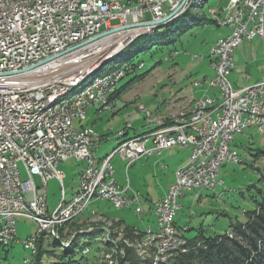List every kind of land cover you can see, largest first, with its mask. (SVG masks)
<instances>
[{"label":"built area","instance_id":"2783aa9c","mask_svg":"<svg viewBox=\"0 0 264 264\" xmlns=\"http://www.w3.org/2000/svg\"><path fill=\"white\" fill-rule=\"evenodd\" d=\"M182 0H54L25 3L22 0H0V241L3 245L15 236V218L25 215L18 199L19 190H27L32 200L46 213L42 228H54L50 214H58L59 223L70 221L92 200H106L121 209L137 202L125 195L115 179L114 156L126 161L128 167L135 160L152 152L174 145L189 147L184 165L175 170V179L164 196L153 203L156 229L147 228L146 236L165 231V244L174 239L186 242L174 224L183 191H196L217 180L220 158L240 156L231 142L242 133L245 124L264 130V79L244 87H234L228 73L234 65V50L244 40L259 36L264 40V0H248L239 4L238 18L229 21L230 2L223 8L217 23L229 33L216 39L210 46L208 58L213 75L195 85L214 86L216 97L195 100L191 112L178 114V120H167V130H160L153 138H137L126 144L120 153H109L102 158L99 168H89L90 152L97 150L100 137L94 129L85 126L77 129L75 119H84L86 109L96 104L99 111L109 108L102 105V95L116 81V74L105 79L91 94L75 103H68L64 111L46 113L44 122H36L38 106L47 96L62 88L81 72L93 66L96 60L120 47L126 38L143 30L127 28L96 37L103 31L136 22L160 19L179 6ZM181 10V9H180ZM149 18V19H151ZM111 20H117L111 25ZM102 27H104L102 29ZM125 70V75L132 71ZM148 123H158L143 105ZM126 128L116 134L125 135ZM150 142L151 147L146 144ZM73 158L88 163L85 177L72 198H62L59 212L46 211L47 181L56 178L60 186L63 173L58 170L60 161ZM22 162L27 175L21 181L18 163ZM242 162V161H241ZM96 171H103L102 183H95ZM34 176H38L42 194L37 193ZM136 211H139L136 208ZM33 249L32 237L24 240Z\"/></svg>","mask_w":264,"mask_h":264},{"label":"rangeland","instance_id":"374dc122","mask_svg":"<svg viewBox=\"0 0 264 264\" xmlns=\"http://www.w3.org/2000/svg\"><path fill=\"white\" fill-rule=\"evenodd\" d=\"M227 2L229 0H202V4L198 8L188 10L191 13L204 12L206 15L211 16L210 9L215 11V13H222V7ZM145 16L147 19L151 18L149 13H146ZM117 22V20H111L110 24L115 25ZM224 28V26L217 27L214 23L206 21L202 24L189 27L181 33L175 43L168 45L153 44L148 49L138 50L135 60H142L136 66H133L132 71L128 72L126 76H123L119 80L116 87L119 85L122 88H116L117 92L115 91L113 95L115 100L109 108L101 114H93L97 106L93 104L87 110L86 118L82 120L75 119L73 126L80 129L89 124L99 134H102V132H115L111 131L113 127L114 130H117L118 128H122V126L126 128L128 124L133 123L134 127L129 130V134L127 135L130 136L133 133L147 132L155 126L154 123L149 126H141V124L148 123V120L145 112L139 106L138 108L141 111L137 108L139 103L146 107V110L150 112L152 117L166 119L171 117V115H177L183 107L187 108L190 105L180 106L179 109L170 115H160L166 112V107L172 97L171 90L176 86L175 83L168 79L166 72H169L172 67H175V69L183 68L184 62H182V59L184 57L187 59L186 62H188L193 55L197 56V59L204 56L211 41L217 37L218 31L223 32ZM144 38L140 39L134 46L127 45L122 52L111 57L110 62H106L99 71L90 75L72 92L62 96L60 100L64 101L73 97L94 76H101L111 68L124 66L127 62L125 56H128L136 48H139ZM251 43L257 48L261 60L259 66L251 64L250 74H252V77L250 82L255 80V78L261 79L264 75V40L259 36H255ZM175 47L178 50L177 55V51L172 49ZM124 58L126 60H123ZM199 67L201 70L202 68H206V60H203ZM142 72L144 73L141 77L134 78L137 73ZM194 77L195 74L192 75V78ZM115 136L117 134H110L109 140L106 141L100 138L102 139L99 144L100 148L95 152L98 151L100 153L102 150H112L116 146ZM231 145L238 150L240 155L238 156L239 162H233L227 159L222 160L217 167V180L221 182H218L214 188L183 191L182 195L178 198L179 208L174 217V224L182 232L185 239L195 237L200 232L204 235L224 232L228 229L231 221L244 220V212L254 207V199L259 200L260 198L256 188L264 189V130H258L253 126L246 127L242 133L235 135ZM114 157L113 162H125L126 166L125 160H120L117 156ZM75 165V159L72 158L64 163L62 167L63 172L66 174L65 185L67 197L64 196L66 200L72 198L75 193L74 191L72 195L69 194L70 189L67 185L71 182L75 183L77 180ZM18 166L21 181L28 180L29 177L22 162H19ZM33 178L35 185L38 187L36 190L37 193H44L39 177L34 176ZM62 188L64 190L63 185L59 189L58 185L52 186L51 183H48L47 186L46 184L45 199L47 192V202H45V206L47 213L50 214L53 212L59 203L62 198ZM138 198L141 205L140 203H132V205L121 209L111 206L112 204L106 200L98 199L97 201H89L70 221L63 225L55 226V232L50 230L49 232H45L46 234L43 231L40 232L38 223L33 218L25 215H17L14 227L15 237L5 245L0 241V261L4 264L8 262L30 264L33 262V255L37 251V241L40 235L43 237V246L50 249L52 248L53 238L57 239L59 247H65L78 234H82L79 236L78 242L85 243L79 250L82 255L87 257L83 264H117V255H123L124 253L121 248V243L129 246L134 245L135 247L141 242H146L147 245V248H144V257H150L153 260V264L159 260L163 261L167 259L169 250L166 251V248H164L162 237L160 239L147 238V228L144 227L147 224L155 227V213L154 216H152V213L148 214L149 209L147 206L145 208V201L142 195L139 194ZM135 207H139L142 211H134ZM103 211H105V215L107 216L120 214L123 216L126 225L135 227L124 226L119 222L107 220L102 215L97 217ZM90 228L92 229L90 230ZM127 230L133 235L132 239H129L131 234L129 235ZM91 231L96 233L91 236L85 234V232ZM29 237H36L33 249L25 246L24 240ZM59 241H62L63 244ZM186 243L187 241L177 249L184 247ZM83 250H86V252ZM56 259V254L46 255L38 264H48L51 260Z\"/></svg>","mask_w":264,"mask_h":264},{"label":"crops","instance_id":"0c3cea01","mask_svg":"<svg viewBox=\"0 0 264 264\" xmlns=\"http://www.w3.org/2000/svg\"><path fill=\"white\" fill-rule=\"evenodd\" d=\"M229 2H227V4ZM224 7H222V13H223ZM209 12L212 15L211 16L207 15V17L215 20V22H213L215 26L217 27L222 26L217 23V19H216V16H221L222 13H215V11H213L212 9H210ZM201 13H204V12H201ZM228 33H229V29L227 27L224 28L223 32L218 31L217 37L213 41H211L210 46L216 39ZM253 38L251 40L242 41L234 50V65L227 75L228 80L234 87H244V86L254 84L264 79V75H263L261 79L255 78V80L250 82L251 77H252V74H250L251 64L253 65L255 64L256 66H259V63L261 60V58L259 57L257 48L254 46V44L252 45L251 43ZM209 48L206 54L202 57H199L198 59H197V56L193 55L191 59H189V61L186 62L187 59L184 57L182 59V62H184L183 68L175 69V67H172L169 72H166L168 79L171 82L175 83L176 86L172 88L171 90L172 97L170 99V103H168L167 107L165 106L166 112L164 114H160L161 116L170 115L172 112L179 109L180 106L191 105L196 99L200 97H205V96L216 97L217 96L218 89L216 87L207 86L206 84H203L202 86L195 85V82L197 81L204 82L206 78L213 75V70L210 66V62L208 58ZM172 49L177 51L176 52V55H177L178 54L177 48L175 47ZM203 60H206V68H202L201 70L199 66ZM193 74H195L194 78H192ZM119 87L120 86L118 85L117 88L119 89ZM114 100L115 98L112 99V102H114ZM139 105H142V104L139 103L137 105V108ZM92 106L93 104L90 105L86 109L85 118L87 115V110ZM95 108L96 109H94L93 114H101L104 111V110L99 111L97 106ZM130 125L131 126L128 129H126L125 137H130L136 134H140V133H133L132 135L127 136L129 134V130L134 127L133 123H130ZM88 126L94 129L92 125L88 124ZM141 126L143 127L149 126V123L141 124ZM122 128H118L117 130H114V127H113V130L111 128V131H115L112 133L116 135V133ZM94 131L104 141L109 140L110 134H112L111 132L109 133L102 132V134H99V132L96 131L95 129ZM116 140H117V136H115V143H116ZM146 146L151 147L152 144L148 142ZM110 151L102 150L100 153L97 151L94 153V156L95 158L100 160ZM189 151H190L189 147L174 145L170 148L161 150L159 152L154 151L150 155L141 156L136 161H134L128 168H126L125 162L123 163L113 162V159L115 158L113 157L112 162L115 168L114 176H115L116 182L121 188L125 189L124 191L125 195H127L131 199H133L134 197L137 198V202H132V203H137V204L140 203L141 205L138 195L139 194L142 195V198L145 201V208L147 206L149 209L148 214L152 213V216H154V208H153L154 201L161 198L165 194L168 186L175 179V170L186 163L188 156H189ZM71 159L72 158H68L66 160L60 161L57 165V168L62 170L64 163H66L67 161ZM75 162H76V165L74 168H76L75 175L77 177V180L75 183L71 182L70 184H67L68 188L70 189L69 194L71 195L74 193L75 188L79 182V172H80V168L82 169V165H83V163H80L76 160ZM77 165L78 167H76ZM62 173L64 174V179H63L64 196L67 197L66 196L67 189L65 185L66 174L65 172H63V170H62ZM48 183H51L52 186L58 185L60 189V185L57 179L51 178L47 181V186H48ZM46 202H47V192H46ZM132 203L130 205H132ZM136 208L139 209V212L142 211L139 207H135L134 211H136ZM99 215H102L107 220L119 222L121 223V225H124V226H129L125 224L123 220V216H121L120 214H113L111 216H107L105 215V211H103L102 213H99L97 217ZM155 223H156V220H155ZM129 227H135V226H129ZM144 227L145 228L150 227L152 229H155L156 225L155 227H152L151 225L147 224V225H144Z\"/></svg>","mask_w":264,"mask_h":264},{"label":"trees","instance_id":"16d2710c","mask_svg":"<svg viewBox=\"0 0 264 264\" xmlns=\"http://www.w3.org/2000/svg\"><path fill=\"white\" fill-rule=\"evenodd\" d=\"M188 9H194L193 5L164 26L152 28L127 44L134 46L140 39L145 37L139 48L125 56L127 59L125 65L133 67L142 60H135L138 50L148 49L153 44L168 45L175 43L181 33L192 25L202 24L206 20L212 23L215 22L214 19L208 18L205 13H191ZM125 58L123 60H126ZM143 73H137L134 78L141 77ZM126 75L124 73L123 76ZM119 88H122V86ZM256 189L260 198L259 200L254 199V207L244 212V220L231 221L228 229L222 233L204 235L200 232L195 237L186 238L187 243L184 247L177 249L178 246L169 251L167 259L159 260L155 264H264V189ZM94 233L96 232H85L87 236ZM80 235L82 234L74 236L70 244L65 247H59L57 239L53 238L52 248L50 249L43 246V237L40 235L32 263L38 264L44 256L56 254L57 259L51 260L48 264H83L87 257L79 251L85 245V243L78 242ZM132 237L131 234L129 239H132ZM59 242L63 244L62 241ZM121 246L124 253L123 255H117V264H153L150 257L140 256L134 245L129 246L121 243ZM0 264L4 263L0 261ZM5 264L19 263L8 262Z\"/></svg>","mask_w":264,"mask_h":264},{"label":"bare ground","instance_id":"6f19581e","mask_svg":"<svg viewBox=\"0 0 264 264\" xmlns=\"http://www.w3.org/2000/svg\"><path fill=\"white\" fill-rule=\"evenodd\" d=\"M22 1L25 3H41V2H48V1H54V0H22ZM245 1H248V0H235V2L230 3L229 21H236V19L238 18V12H239L238 3H244ZM201 4H202V0H186L181 10H179V12L174 17L176 18V16H178L180 13H182L184 10H186L192 5L194 8H198ZM169 20L172 21L173 19L171 18ZM149 30L148 29L146 30V28H143V30L137 31L134 34L128 36L125 42L120 47H116L112 50L111 54H105L100 59L96 60L92 67L85 70L84 72H81L79 75V78L74 79L73 81H70V83L66 84L62 88H57V91L55 93H53L50 96H47L44 100H42V102L38 106V112L36 114V122H44V120L46 119V113L64 111L66 104L75 103L79 101L82 97H84L85 95L91 94L94 87H97L101 82H104L105 79H108L110 76L116 74L115 83L111 86L110 89H108V92L103 93L102 95V105H110L112 102V97L116 91V86L119 80L123 77L126 67L129 68L128 65L117 66V67L111 68L110 70H107L104 74H102L101 76L96 75L93 78H91V80L87 82L81 88V90L77 92L73 97L66 99L64 101L60 100V98L64 95H67L69 92H72L77 86L83 83L90 75L99 71V69L102 68L103 65L109 59H111V57L119 53L135 37ZM191 108H195V101L187 108L183 107L178 114H185L187 112H191ZM178 114L171 115V117L167 118V120H178ZM154 121L158 123H154L155 126L152 129L148 130L147 132L136 134L130 137H125V135L120 136V134H117L116 146L112 149V152L120 153L121 148L124 147L126 144H128V142L136 143L137 138H143V137L153 138L154 136H156L158 132H160V130H167V122H163L164 118L154 117ZM149 125H152V123ZM249 126H253V124H245L244 129ZM95 151L96 150H92L90 152L89 168H99V166L102 165V159L98 160L97 158H95L94 156ZM109 153H111V151ZM108 154H106L104 157H106ZM226 159L229 161H233V162H239V157L233 156L231 159L230 158H220V160L218 161V165L222 162V160H226ZM87 170H88V163H83L79 176L85 177ZM102 180H103V171H96L95 183H102ZM215 186H216L215 182H208V186L203 189L214 188ZM18 199L21 205L23 206V211L26 213V216L33 218L38 223V225L46 223V213L41 212V210L39 209V204H36V202L32 200L27 190H19ZM53 212H59V205L55 207ZM50 221H52V226H54V228H42L40 229V232L43 231L45 233L47 231L49 232L50 230L52 232H55L56 231L55 226L63 225V223H59L58 214H50ZM91 229L92 228H90V230ZM160 237H162L163 242H164L165 241V231H158L157 235L147 236V238H150V239L151 238L160 239ZM32 238H33V241L36 239V237L35 238L32 237ZM184 243L185 242H183L181 239H174L171 244H165L164 248H166V251L167 250L171 251L175 249L176 247L183 245ZM135 248L137 249L138 254L144 257V253H145L144 248H147L146 242L138 243V245L135 246ZM86 250H83V251L86 252Z\"/></svg>","mask_w":264,"mask_h":264},{"label":"water","instance_id":"95a60500","mask_svg":"<svg viewBox=\"0 0 264 264\" xmlns=\"http://www.w3.org/2000/svg\"><path fill=\"white\" fill-rule=\"evenodd\" d=\"M186 2V0H182L179 4L178 7H176L173 11H171L170 13H168L165 17L160 18V19H148L146 21H142V22H136V23H131V24H127V25H122L119 27H116L114 29H110V30H106L101 32L100 34H98L96 37L101 36V35H106L112 32H116V31H121L127 28H132V27H141V28H146V30L151 29V28H155V27H161L164 26L165 24H167L170 20L169 19H174L175 15L179 12V10L183 7L184 3Z\"/></svg>","mask_w":264,"mask_h":264}]
</instances>
